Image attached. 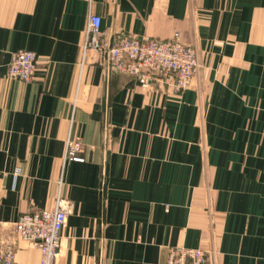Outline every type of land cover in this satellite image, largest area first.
<instances>
[{
  "label": "crops",
  "instance_id": "1",
  "mask_svg": "<svg viewBox=\"0 0 264 264\" xmlns=\"http://www.w3.org/2000/svg\"><path fill=\"white\" fill-rule=\"evenodd\" d=\"M90 14L118 33L194 46L182 91L143 87L83 57ZM38 61L29 82L10 56ZM68 138L82 162L66 160ZM71 212L57 264H163L173 246L215 264H264V0H0V247L26 212Z\"/></svg>",
  "mask_w": 264,
  "mask_h": 264
},
{
  "label": "built area",
  "instance_id": "2",
  "mask_svg": "<svg viewBox=\"0 0 264 264\" xmlns=\"http://www.w3.org/2000/svg\"><path fill=\"white\" fill-rule=\"evenodd\" d=\"M101 18L90 14L86 25L83 57L92 52L97 60L107 59L113 72L134 78L140 86L168 87L174 91L188 88L200 71L194 46L183 43L178 33L171 38H139L135 34L118 32L106 40L100 28ZM38 58L29 50H17L10 56L7 76L20 82L33 78ZM80 138L66 140V160L82 162ZM71 203L61 198L52 210H36L21 214L14 222L15 233L31 243L40 252L39 264H57L60 251V233ZM0 264H14L10 245L0 247ZM163 264H215V251L202 248L173 246Z\"/></svg>",
  "mask_w": 264,
  "mask_h": 264
},
{
  "label": "rangeland",
  "instance_id": "3",
  "mask_svg": "<svg viewBox=\"0 0 264 264\" xmlns=\"http://www.w3.org/2000/svg\"><path fill=\"white\" fill-rule=\"evenodd\" d=\"M15 231V230H14ZM23 240V239H22ZM28 242V241H27ZM31 244V243H30ZM12 247V246H11ZM13 249V248H12ZM211 250L215 251L213 248H211Z\"/></svg>",
  "mask_w": 264,
  "mask_h": 264
}]
</instances>
